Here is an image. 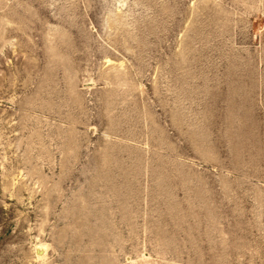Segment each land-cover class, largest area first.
<instances>
[{"label": "rangeland", "instance_id": "1", "mask_svg": "<svg viewBox=\"0 0 264 264\" xmlns=\"http://www.w3.org/2000/svg\"><path fill=\"white\" fill-rule=\"evenodd\" d=\"M0 264H264V0H0Z\"/></svg>", "mask_w": 264, "mask_h": 264}]
</instances>
